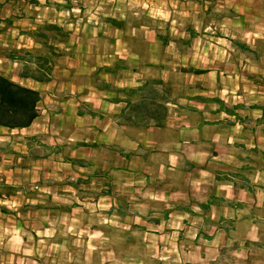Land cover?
Returning <instances> with one entry per match:
<instances>
[{"label": "crops", "instance_id": "crops-1", "mask_svg": "<svg viewBox=\"0 0 264 264\" xmlns=\"http://www.w3.org/2000/svg\"><path fill=\"white\" fill-rule=\"evenodd\" d=\"M260 1L234 0L236 4L232 9L239 11L237 17L245 20L250 16L248 4ZM218 2L223 0H0V63L4 65L0 64V73L42 93L40 115L29 127L12 130L0 127V249L4 250L0 264H20L23 259L25 221L20 212L29 208L34 214L52 207L45 202L50 203L54 191L49 190V186H33L34 182L47 177L61 184V191L56 193L65 203L54 202L57 207L64 204L66 209L83 208L88 201H93L106 216L127 220V229L146 230L149 240L171 237L180 242L191 238L194 245L187 251L196 259L214 253L210 257L214 261L221 250H227L233 254L242 252L240 261L244 264L248 258L250 260L248 256L252 252L258 256L257 262L253 259L254 264L264 263V123L261 120L264 111L255 106L248 116L243 114L246 106L239 100L240 92L230 89L232 71L226 67H240L243 62L244 65L249 62L247 58L229 56L233 50L230 39L188 42L184 46L190 50L191 70H204L188 74L200 82L197 86L208 88L211 95H205L202 89L187 95L185 99L194 102L189 107L176 108L171 104L163 127L118 123L114 115L124 103L113 102L112 92H101L89 86L87 74L80 70L90 62L83 58L89 42L95 47L97 37L104 34L102 18L124 21L129 14L141 11L140 8L149 18L174 17L197 5L209 14V9L215 5L223 6ZM129 6L138 9L128 11ZM40 21L55 23L68 31L72 38L64 41V50L77 54L75 59L68 54L61 73L56 74L54 68L53 78L47 83L21 77L22 64L10 58L15 51L22 54L25 49L31 50L32 39L25 36L24 31L35 29ZM106 25L120 35L110 39L117 44L113 54L142 64L140 52L119 45L125 24L121 28ZM138 27L144 29L146 25L133 26L132 34ZM192 31L194 35L201 33L196 27ZM180 34L185 37L184 32ZM253 34L258 39L264 36V31L262 29L260 35ZM160 43L157 40L150 44L152 53L148 61L164 66L162 48L158 51ZM179 45L168 39L162 51H174L179 56ZM113 54L108 53L106 61L95 66L113 62L109 59ZM164 69L160 77L168 83L173 75H165ZM125 75L126 80H123ZM121 77L117 78L118 86H136L141 78L138 72H125ZM205 81L208 84H204ZM50 86H56L55 92H61L62 96L56 94V99V95L48 92ZM170 90L172 94L177 91ZM196 95L203 98H192ZM172 97L176 99L175 95ZM176 102L180 101L176 99ZM49 103L58 104L54 111ZM235 105L239 108H234ZM46 110L48 116H62L63 126L69 124V130L58 135L51 124L39 122ZM78 110L82 113L78 114ZM43 132H48L47 141L42 139ZM22 133L19 140L11 141L12 135ZM37 139L45 141L47 147L40 148ZM61 144H70L74 150L87 149L79 155H66L82 159L87 166L74 165L64 153L52 152L54 145L61 146L63 151ZM72 173L81 185L76 191L71 186L76 182L69 186L65 180L67 176L74 178ZM87 183L96 186H82ZM5 194L7 197L2 199ZM66 197L72 198V206L65 205Z\"/></svg>", "mask_w": 264, "mask_h": 264}, {"label": "rangeland", "instance_id": "rangeland-1", "mask_svg": "<svg viewBox=\"0 0 264 264\" xmlns=\"http://www.w3.org/2000/svg\"><path fill=\"white\" fill-rule=\"evenodd\" d=\"M218 3H223V6L215 5L213 9H209V14L203 9L201 10L197 5L193 10H189L187 13L176 14L174 17L160 15V18H149L147 14L145 15L141 12L143 9L140 8L141 11L137 14H129V16L124 19L125 33L122 34L119 45L141 53L140 57L142 64L138 65L140 66L138 70L140 77H142V75L146 77L160 76L162 68L165 67V75H173V78L167 83L169 88L177 89L173 94L171 91V95H175L176 99L180 101L177 103L181 105V107L186 108L194 104L193 101L185 99L187 95L201 92L200 90L203 88L197 86L200 82L191 78L190 74H188L191 69L189 65L191 57L189 53L190 50L186 49L184 47L186 45L179 41V39L182 38L180 33L184 32V38L187 39L189 38V34L185 31H192L195 27L198 31H201L200 34L197 32V34H193L189 39V42L192 43H197L198 41L202 43L203 40L208 42H213L215 40L226 42V39H230L233 50L229 56L232 59L247 58L249 60V62H246V65H244L243 62L240 67L238 65L226 67L229 71H232V78L229 83V86L232 88L230 89L234 91V93L240 92L241 98H239V100H241L243 106H246L243 114L246 113L248 116L250 109L255 107L254 105L264 104V36L257 39L253 34L257 33L260 35L262 34V29L264 31V1L261 0L258 4L253 3L252 5L249 3L248 8L250 9L247 13H249L250 16L245 20L243 18H238L237 16L240 15L239 11H234L232 9L234 4H236L234 0H223V2ZM129 7H131V9H128V11H132V8L138 9L136 6ZM150 8L151 7H149V9ZM101 22V29L104 30V34L97 37L95 47L92 42H89L90 46L83 52V58L85 60H90L89 65L85 68L80 67L81 72L87 74L89 78V86H92L91 81L94 78V68L92 66L96 67V63L103 62L106 59L105 57H107L106 55L108 53L113 54L117 46V44L112 43L110 39L112 36L119 35L118 32L113 29L109 30L105 18H102ZM43 23L46 22L40 21L37 27L41 26ZM139 25H146V28L141 29L138 27L134 30V34H132V27ZM202 29H206V31L204 32ZM158 33L166 34L168 39L180 44V48H178L180 55L178 56L174 51L172 53L170 50L163 52L162 49L164 50V46L160 43L158 51L162 48L160 52L162 54L161 58L164 61V66L163 64H154L161 65V68L159 66L144 67L143 62L148 61L152 53V50L149 49L151 48L150 44L157 41L156 34ZM193 37L194 39H192ZM218 37L225 39H217ZM69 38L72 37L68 35L67 39L64 41L68 42ZM31 39V51L34 53L45 51L42 45L39 46V39ZM64 41H51V43L56 45V51L60 53V56L56 58L55 65V72L58 75L61 73L60 70L64 68L63 61L65 57L69 54V56L75 59L77 55V52H74L76 55H73L72 50H64ZM234 41L245 43L246 47H249L250 50H240ZM35 44L36 46H34ZM23 51L21 52L23 53ZM120 52L126 53V51ZM204 53H206V51ZM115 58L118 57L113 54L109 59L113 61ZM126 61L133 66H137V64L129 60ZM0 64L3 65V63ZM182 64L186 66L182 67ZM6 67L10 69L8 64H6ZM182 68H185L186 71H182ZM125 72L120 73V76L114 79L104 74L101 75L100 78L109 79L115 87H118L117 78H122L121 76ZM240 75H242V77ZM123 78V80H126V75L123 76ZM203 83L208 84L207 81ZM59 88H61V86ZM55 89L56 86H50L48 92L53 95L59 94L62 96V93L55 92ZM203 90H205V95H211V93L208 92V88ZM88 91L90 90L88 89ZM56 99H58V95H56ZM49 105L52 111H54V109H56L55 105L58 104L49 103ZM39 122L51 124L50 127H52L53 131H57L58 135L66 132L70 128L69 124L63 126L62 116H59V118L52 117V115L48 116L47 110L44 112ZM43 133L45 136H42V139L47 141L49 139L47 136L48 132ZM262 133L264 137V130H262ZM23 135V133L14 134L12 135L14 138L11 136V141L15 142ZM84 150L87 149L74 150L70 144H66L63 145V151L61 153H64L65 156L72 153L73 155H79L80 151L84 153ZM72 175L74 178L70 179V176H67L65 180L68 185L69 183L76 182V186H73V191H76L81 185L77 181L78 178L76 174L72 173ZM36 182H34L33 186L44 188L49 186V190L54 191V195L52 194L53 197L49 198L50 203L45 202V205H50L52 207L48 208L47 206V208L40 209L39 212L34 214L28 211L30 210L29 208L20 212V215L23 217L22 220L25 221L22 226L23 242L21 257L23 259H20V264H244V262L240 261V259H242L240 256L242 252H240L241 254H233V251L227 252V250H221L219 253L220 256L214 261L210 259V257L212 258L215 255L214 253L206 255L201 260L196 259L193 254L187 251L194 245V243L191 242V238H186L180 242L175 241V239L171 237L167 240H158L156 238L149 240L148 236H146V230L144 231L137 227L134 229H127V220H124L122 217L110 218V216H106L104 213H101L103 211L98 210L97 207L99 206L93 204V201H88L86 207L82 206L83 208H75L72 206L74 202L70 204V201H73L72 198L66 197L65 199L67 202L65 205H71L73 209H66L63 207L64 204L57 207L54 205V202L65 203L61 200L63 197L56 193L57 191H61L59 190L61 188L59 180L47 177L38 183ZM8 186L10 185H6V187ZM82 186L95 187L96 185L94 183H87V185ZM5 196L7 197L6 194ZM39 200L41 199L39 198ZM109 218L112 220L109 221ZM35 230H37V232H35ZM248 257H251V261L248 260V258L247 264H254V260L256 262L258 261V256L254 254V252L249 254ZM2 260H4V250L0 249V262H2Z\"/></svg>", "mask_w": 264, "mask_h": 264}, {"label": "trees", "instance_id": "trees-1", "mask_svg": "<svg viewBox=\"0 0 264 264\" xmlns=\"http://www.w3.org/2000/svg\"><path fill=\"white\" fill-rule=\"evenodd\" d=\"M105 22L111 26L121 28L124 21L112 17H106ZM24 34L31 38H37L38 44L42 45L45 51L34 53L29 49L18 53L15 51L10 58L16 59L22 64L20 76L25 78H33L39 82H50L53 78V70L56 65V58L60 53L56 51L55 44L52 40H66L68 31L55 23H43L35 29L24 31ZM189 38H181L179 41L186 45L189 39L193 36V31H188ZM156 39L162 45L167 44L168 37L166 34H156ZM240 50H250L245 43L234 41ZM17 52V53H16ZM146 67L159 66L146 61ZM93 67V66H92ZM161 68V65L159 66ZM140 66H133L128 61L122 58H115L113 62L108 64L97 65L94 67L91 83L92 86L101 92H112L113 102H123L124 107L114 117L118 123L124 125H131L136 127H149L152 125L163 127L167 116L169 115V107L171 104L176 105V108H181L172 97L171 90L166 81L160 76H143L140 78V83L136 86H122L115 87L111 80L101 79V75L118 77L121 72H138ZM182 71H186L182 68ZM192 73H203L202 69H190ZM192 98H203L196 95ZM42 100V93L40 90L26 86L19 81H14L8 76L0 73V127H5L10 130L22 129L29 127L40 115L39 103ZM256 106V105H254ZM259 109L264 111V104L257 105ZM234 108H239L235 105ZM82 111L78 110V114ZM91 115H96L95 112L88 111ZM264 122V114L261 116ZM32 139H36L34 136ZM39 147H47L43 140L37 139ZM97 146L96 143H91ZM52 152L61 153V146H53ZM68 158V162L77 166H87L79 158ZM71 186H76L71 184ZM10 189L11 186L6 187ZM8 191V190H7ZM9 192V191H8ZM8 194V193H7Z\"/></svg>", "mask_w": 264, "mask_h": 264}, {"label": "built area", "instance_id": "built-area-1", "mask_svg": "<svg viewBox=\"0 0 264 264\" xmlns=\"http://www.w3.org/2000/svg\"><path fill=\"white\" fill-rule=\"evenodd\" d=\"M5 197H6L5 195L2 196V198H5Z\"/></svg>", "mask_w": 264, "mask_h": 264}]
</instances>
